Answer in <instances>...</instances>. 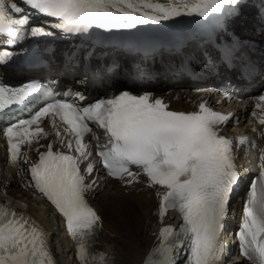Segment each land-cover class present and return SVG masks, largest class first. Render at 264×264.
I'll list each match as a JSON object with an SVG mask.
<instances>
[{
    "label": "snow or ice",
    "instance_id": "snow-or-ice-1",
    "mask_svg": "<svg viewBox=\"0 0 264 264\" xmlns=\"http://www.w3.org/2000/svg\"><path fill=\"white\" fill-rule=\"evenodd\" d=\"M235 3L236 0H0V38L11 47L27 35H51L43 25L34 23L41 19L65 34H78L92 28L132 29L182 15L206 17ZM14 55L7 48L0 50V65ZM230 55L226 50L225 56ZM40 92L36 82L20 86L0 82V113H10L14 106L26 108ZM255 100L252 118L255 124L264 126V94ZM232 116L231 112L213 110L207 101L200 102L194 111H173L151 93L121 91L86 105L54 99L28 118L0 128V134L6 138L8 158L15 165L29 163L25 148L40 145L41 138L56 137L59 149L53 150L51 142L34 149L38 159L27 169L31 179L25 186L46 199L63 218L80 264H111L105 254L90 251L100 217L85 199L94 183L87 182L86 176H91L95 164L88 162L83 172L81 165L92 156L84 142L85 136L93 132L92 125L103 131L104 142L96 144L95 155L107 175L126 186L146 177L148 188H158L161 222L169 210L177 211L181 217L178 230L171 226L159 229V243L144 264H177L182 248L186 251L185 264H220L226 252L224 221L239 180L234 141L223 134L221 127ZM46 118L52 131L41 126ZM57 120L64 125L63 132L69 139L62 137ZM252 131L264 139V130L253 126ZM92 139L98 141L99 137L93 135ZM235 144L250 145L254 150L258 147L256 139L248 136H238ZM258 151L259 175L251 181L235 233L240 255L250 264H264V147ZM133 166L138 171H132ZM49 239L50 233L35 220L0 203V264H56Z\"/></svg>",
    "mask_w": 264,
    "mask_h": 264
},
{
    "label": "bare ground",
    "instance_id": "bare-ground-1",
    "mask_svg": "<svg viewBox=\"0 0 264 264\" xmlns=\"http://www.w3.org/2000/svg\"><path fill=\"white\" fill-rule=\"evenodd\" d=\"M186 16L189 15L161 21H179ZM246 25L247 23L244 22L243 29L247 27ZM119 84L122 85V82L119 81L116 88ZM133 86L135 87L136 84ZM123 90L131 93L137 91L128 86ZM151 92L159 93L156 90H151ZM159 95L173 111H190L195 108L198 101H212L210 92L193 94L187 88H172ZM226 107L239 115L244 104L227 105ZM248 122L251 133L253 126L258 131L262 129L261 125L255 124L252 113ZM239 129L247 132L249 127L240 124ZM254 134L257 135V133ZM28 167V164L23 161L18 165L12 164L3 174L0 173V187L5 188L8 197L15 204L24 205L25 212L23 213L50 233L49 244L56 264H79L74 251L65 242L63 235H58V230L52 222L54 211L51 210V205L40 198H34L32 188L25 186L29 181ZM157 190L158 188H148L145 178L141 176L138 183L130 186L107 184L101 192H98L91 202L100 221L95 232L96 245L90 251L105 254L111 259V264H144L147 255L157 244L159 229L170 220L169 215L165 216L162 222L159 218Z\"/></svg>",
    "mask_w": 264,
    "mask_h": 264
},
{
    "label": "rangeland",
    "instance_id": "rangeland-1",
    "mask_svg": "<svg viewBox=\"0 0 264 264\" xmlns=\"http://www.w3.org/2000/svg\"><path fill=\"white\" fill-rule=\"evenodd\" d=\"M119 86L123 87V88H126V86L124 84H119ZM158 92V91H157ZM19 205H23L22 203H18ZM24 206V205H23ZM26 206V205H25ZM27 207V206H26Z\"/></svg>",
    "mask_w": 264,
    "mask_h": 264
}]
</instances>
